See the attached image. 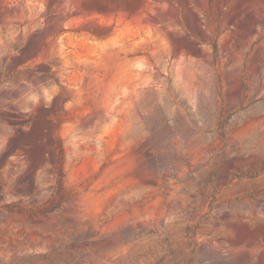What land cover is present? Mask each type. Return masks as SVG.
<instances>
[{"label": "rangeland", "instance_id": "obj_1", "mask_svg": "<svg viewBox=\"0 0 264 264\" xmlns=\"http://www.w3.org/2000/svg\"><path fill=\"white\" fill-rule=\"evenodd\" d=\"M0 264H264V0H0Z\"/></svg>", "mask_w": 264, "mask_h": 264}]
</instances>
